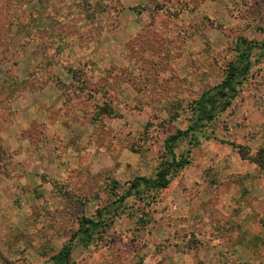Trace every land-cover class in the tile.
Instances as JSON below:
<instances>
[{
  "label": "rangeland",
  "instance_id": "1",
  "mask_svg": "<svg viewBox=\"0 0 264 264\" xmlns=\"http://www.w3.org/2000/svg\"><path fill=\"white\" fill-rule=\"evenodd\" d=\"M244 51L229 106L174 145L187 166L131 190ZM238 147L264 149V0H0V264H55L70 241L69 264H176L209 234L235 242L233 217L264 210Z\"/></svg>",
  "mask_w": 264,
  "mask_h": 264
},
{
  "label": "trees",
  "instance_id": "2",
  "mask_svg": "<svg viewBox=\"0 0 264 264\" xmlns=\"http://www.w3.org/2000/svg\"><path fill=\"white\" fill-rule=\"evenodd\" d=\"M241 58L244 63L242 70L238 69L235 65H230L227 70V76L223 82L214 89L205 91L198 99L197 106L199 107V117L197 120H195L188 129L176 132L166 141L165 149L172 156V161L163 165L157 173V177L153 180L145 177L135 178L132 182L131 190L138 189L142 184L155 190L167 188L170 184L169 177L171 173L187 166L189 162L185 156H182L181 159L177 158L174 152V145L181 138H194L196 132H199L206 126V124H209L215 118V115L221 106H223L222 109L229 106L237 91L236 83H238L239 77L245 76L250 69L249 53L244 51L241 54ZM238 151L242 156V159L249 160L258 165L260 169H264V149H260V151L251 158H248V156L243 153V148L238 147ZM131 190L128 192L127 196L131 195ZM123 199L124 197L121 198V200ZM81 224L83 228L80 231L87 240H90L93 232L101 226V222H95L88 218L83 219ZM246 235H248V233L241 236L242 241L246 239ZM258 241H260V239H258ZM72 251V244L70 241L54 256L55 264H69L72 257Z\"/></svg>",
  "mask_w": 264,
  "mask_h": 264
},
{
  "label": "crops",
  "instance_id": "3",
  "mask_svg": "<svg viewBox=\"0 0 264 264\" xmlns=\"http://www.w3.org/2000/svg\"><path fill=\"white\" fill-rule=\"evenodd\" d=\"M254 167V166H253ZM251 171V170H250ZM256 172L255 168H252V172ZM256 195V194H255ZM263 201V200H262ZM264 210H260L259 214L247 215L246 213L240 215L239 218L233 217L239 226H237V235H234L237 238V241H233L230 244H226L218 236L208 235L202 247V256L199 259L194 256L187 257H175L177 260L176 264H261L258 257V248L264 249ZM258 226V232L255 231L252 226ZM262 232V234H261ZM246 239L241 240L240 235L246 234ZM241 235V236H242ZM260 239L258 247L257 241ZM230 246L225 248L226 246ZM205 248V249H204ZM225 248V254L230 255V257H225L221 255L222 249ZM215 252V254H214ZM171 258L163 259L161 264H172Z\"/></svg>",
  "mask_w": 264,
  "mask_h": 264
}]
</instances>
